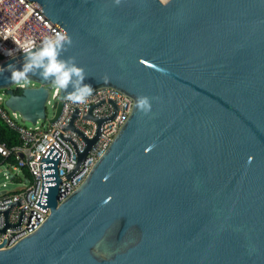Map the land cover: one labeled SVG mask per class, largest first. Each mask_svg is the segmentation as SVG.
I'll return each instance as SVG.
<instances>
[{"label": "water", "instance_id": "95a60500", "mask_svg": "<svg viewBox=\"0 0 264 264\" xmlns=\"http://www.w3.org/2000/svg\"><path fill=\"white\" fill-rule=\"evenodd\" d=\"M28 1L70 36L62 58L93 92L132 106L61 202L59 153L45 152L33 207L48 215L14 245L2 239L0 264H264V0ZM26 54L0 63V92L33 126L52 85L33 76L15 94L7 66ZM139 96L154 98L147 116Z\"/></svg>", "mask_w": 264, "mask_h": 264}, {"label": "built area", "instance_id": "2783aa9c", "mask_svg": "<svg viewBox=\"0 0 264 264\" xmlns=\"http://www.w3.org/2000/svg\"><path fill=\"white\" fill-rule=\"evenodd\" d=\"M54 31L60 30L28 0H0V63L26 53L29 48H38L43 38ZM35 86L31 82L27 87ZM27 87L13 85L11 88L15 91ZM48 91L45 120L29 128L16 124L19 116L4 107L5 96L0 94V118L22 141L21 146L11 150L0 144L3 161L12 154L17 161L16 165L1 162L0 167L14 173L12 178L21 180L16 190L0 195V244L6 239L5 247L34 232L48 215V209L43 213L33 207L41 185L39 162L45 152L52 146L59 153L56 172L61 202L84 181L131 111V99L112 88H103L93 92L82 105L64 100L57 120L47 123V109L55 112L59 94L53 86ZM96 120L101 122L98 124ZM97 131V140L79 160ZM23 167L31 180L22 175Z\"/></svg>", "mask_w": 264, "mask_h": 264}, {"label": "clouds", "instance_id": "9594fccd", "mask_svg": "<svg viewBox=\"0 0 264 264\" xmlns=\"http://www.w3.org/2000/svg\"><path fill=\"white\" fill-rule=\"evenodd\" d=\"M121 0H114L119 5ZM72 46V40L66 31H54L43 38L38 48L27 50L25 60L20 68L7 66L10 72L8 82L24 88L32 82V77L49 82L57 93L63 92V99L73 104H85L93 94L91 84L85 83L87 76L82 67L77 66L74 57L62 58ZM4 69H0V74ZM106 82V81H105ZM70 89V90H69ZM147 96H139L135 108L143 116L152 110L151 100Z\"/></svg>", "mask_w": 264, "mask_h": 264}, {"label": "trees", "instance_id": "16d2710c", "mask_svg": "<svg viewBox=\"0 0 264 264\" xmlns=\"http://www.w3.org/2000/svg\"><path fill=\"white\" fill-rule=\"evenodd\" d=\"M0 60H1V56H0ZM14 92L15 94H20L21 90H15ZM0 144H3L9 150H11L14 147H19L22 145V141L19 137V134L15 130L11 129L1 118H0ZM1 162L16 165L17 164L16 156L12 154L4 161L0 157V163ZM21 173L26 180H31V176L25 167L21 168ZM13 182L15 184H18L21 182V180L18 178H13Z\"/></svg>", "mask_w": 264, "mask_h": 264}, {"label": "rangeland", "instance_id": "374dc122", "mask_svg": "<svg viewBox=\"0 0 264 264\" xmlns=\"http://www.w3.org/2000/svg\"><path fill=\"white\" fill-rule=\"evenodd\" d=\"M0 94H2V93L0 92ZM53 114H54V111L48 107V109H47L48 119L51 118V116ZM15 122H16V124L23 126V127H26V128L33 127L29 123L22 122L19 117L15 119ZM13 175H14V173H11L6 168L0 167V190H5L7 192H10V191H14L18 188L17 184H15L13 182V178H12ZM5 176H6V178H5ZM3 184H4V186H3Z\"/></svg>", "mask_w": 264, "mask_h": 264}, {"label": "bare ground", "instance_id": "6f19581e", "mask_svg": "<svg viewBox=\"0 0 264 264\" xmlns=\"http://www.w3.org/2000/svg\"><path fill=\"white\" fill-rule=\"evenodd\" d=\"M160 1L165 2V1H167V0H160Z\"/></svg>", "mask_w": 264, "mask_h": 264}]
</instances>
